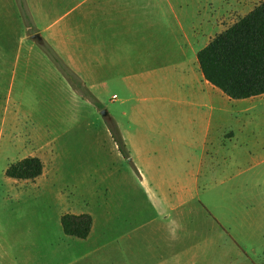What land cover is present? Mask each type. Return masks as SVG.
Segmentation results:
<instances>
[{"label": "crops", "instance_id": "obj_1", "mask_svg": "<svg viewBox=\"0 0 264 264\" xmlns=\"http://www.w3.org/2000/svg\"><path fill=\"white\" fill-rule=\"evenodd\" d=\"M25 3L29 27L18 0H0V10L10 9L0 25L12 28L5 55L12 59L14 73L38 71L47 79L57 74L70 83L43 50L37 51L42 63L31 66L33 44L25 42L35 28L30 37L39 34L41 39L32 41L46 40L75 72L77 95L102 104L111 83L121 88V97L116 92L111 96L112 103L120 102L119 114L108 115L120 130L142 187L139 237L148 240V250V224L155 222L151 264H264V113L249 114L255 97L230 98L205 78L198 52L212 39V16L179 14L169 4L175 27L164 38L163 0ZM5 55L0 50V57ZM109 137L125 158L113 135ZM167 147L177 151L179 162L142 161L140 153H163ZM195 149L203 155L198 166L190 158ZM248 171L249 178L241 180ZM247 181L250 193L244 194L239 185ZM98 231L94 218L90 235L81 240L99 238L94 246L98 253L106 249L108 256L113 236L102 242L103 231Z\"/></svg>", "mask_w": 264, "mask_h": 264}, {"label": "rangeland", "instance_id": "obj_2", "mask_svg": "<svg viewBox=\"0 0 264 264\" xmlns=\"http://www.w3.org/2000/svg\"><path fill=\"white\" fill-rule=\"evenodd\" d=\"M261 1L163 0L162 35L167 37L175 27V21L168 15L175 12L169 4L179 14L209 13L214 38ZM0 12L3 13L0 20L4 17L8 20L10 9ZM216 16L219 18L213 20ZM11 29L0 25V50L4 55L11 48ZM33 32L35 28L29 29L25 43L33 44L29 62L36 66L42 63L37 51H44L42 45L48 42L44 39L33 42L30 37ZM16 46L14 39V53ZM11 60L6 55L0 57V65L4 67L0 70V262L23 264L22 255L26 254L25 264H124L130 260L151 264L155 222L148 224V250V240L141 241L139 237L142 227L139 201L143 196L139 178L130 159L123 158L111 142L112 119L102 113L107 110L119 114L120 102L112 103L111 96L116 92L121 97V88L111 83L101 96L103 103L98 105L88 96L86 99L77 95L74 86L63 82L57 74L47 79L38 71L14 73ZM25 64V59H21L20 65ZM249 104L255 107L250 115L264 113V96L253 98ZM261 124L264 130V121ZM158 152L151 149L140 153L142 161L173 164L181 160L171 147ZM27 156L42 159L43 174L33 180L8 177L7 167ZM190 156L196 166L201 163V149H195ZM251 173H243L241 180L245 181ZM239 188L240 192L245 189L244 194L250 193L249 181ZM223 189L230 191V186ZM82 211L94 215L97 230L103 231L100 241L113 236L108 256L106 249L98 253L95 242L99 238L85 241L64 233L61 215Z\"/></svg>", "mask_w": 264, "mask_h": 264}, {"label": "trees", "instance_id": "obj_3", "mask_svg": "<svg viewBox=\"0 0 264 264\" xmlns=\"http://www.w3.org/2000/svg\"><path fill=\"white\" fill-rule=\"evenodd\" d=\"M22 15L30 22L25 0H18ZM44 51L76 88V74L47 44ZM198 60L205 78L234 99L264 95V0L244 17L211 39L198 52ZM94 103H101L93 97ZM114 121L110 129L119 150L126 157L130 154L120 130ZM113 123V124H112ZM44 162L38 156H27L11 163L6 175L17 180H33L44 172ZM61 224L66 235L86 239L90 235L94 218L90 213H64Z\"/></svg>", "mask_w": 264, "mask_h": 264}, {"label": "water", "instance_id": "obj_4", "mask_svg": "<svg viewBox=\"0 0 264 264\" xmlns=\"http://www.w3.org/2000/svg\"><path fill=\"white\" fill-rule=\"evenodd\" d=\"M32 38L33 39L40 40L41 39V36L39 34H34V35H32ZM102 113H103L104 116H107L108 115V111L107 110H104Z\"/></svg>", "mask_w": 264, "mask_h": 264}]
</instances>
